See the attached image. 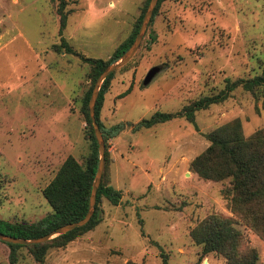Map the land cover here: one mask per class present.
<instances>
[{"label":"rangeland","instance_id":"rangeland-1","mask_svg":"<svg viewBox=\"0 0 264 264\" xmlns=\"http://www.w3.org/2000/svg\"><path fill=\"white\" fill-rule=\"evenodd\" d=\"M66 1L61 35L57 0H0V218L8 222L51 214L43 190L68 157L86 164L92 142L82 107L92 67L83 58L109 60L147 0ZM62 38L80 56L56 51ZM263 69L264 0L162 3L136 56L115 73L101 111L106 130L123 128L108 141V183L122 201L104 200L103 222L74 245L49 249L43 264H227L190 238L212 214L234 219L264 264V238L227 205L229 181H204L191 171L217 128L238 119L245 137L264 132L261 91L238 88L197 112L196 124L178 118L135 130L157 112L177 113L224 90L227 79H252ZM15 253L16 264H42L27 248ZM11 255L0 241V264H12Z\"/></svg>","mask_w":264,"mask_h":264},{"label":"trees","instance_id":"trees-1","mask_svg":"<svg viewBox=\"0 0 264 264\" xmlns=\"http://www.w3.org/2000/svg\"><path fill=\"white\" fill-rule=\"evenodd\" d=\"M57 1L61 15L60 33L62 35L68 20L67 1ZM150 1H146L142 14L134 23L130 35L116 48L109 60L83 58V61L92 67V86L82 107L87 123L86 134L92 142L91 153L86 164L82 165L73 156L68 157L55 178L43 190V196L53 210L51 214L35 223H12L0 218V233L24 240L39 239L62 226L80 222L88 214L90 197L100 162L99 146L89 112L90 98L98 78L105 69L119 61L133 46ZM165 1L167 0H160L151 24L158 14L161 4ZM156 41L157 37L152 36L151 43ZM54 48L56 51L66 48L69 53L80 56L64 38H62L61 44ZM114 76L115 73L104 82L96 106V120L106 144V167L92 220L85 227L61 235L44 244L21 246L5 243L12 250L10 257L12 264L17 263L15 251L21 248L29 249L34 259L43 264L49 249L64 248L77 238L95 230L103 222L101 206L104 200H108L113 206L120 205L123 197L122 192L108 183V141L120 134L123 128L114 126L108 131L101 121L105 96L111 87ZM238 88L253 94L261 91L264 99V69L260 76L252 79H227L224 90L218 94L201 97L177 113L157 112L151 118L142 120L135 130L150 129L178 118H185L190 123L196 124L197 112L227 101L231 93ZM206 138L210 145L206 151L191 162V171L204 181L217 183L228 180L229 186L223 190V194L229 209L264 238V132L258 131L251 137H245L242 122L237 119L210 132ZM235 223L236 221L232 218L212 214L190 231V238L197 246L202 247L204 255L220 254L226 259L227 264H258L257 250L244 245V237L235 228ZM127 264L140 263L128 262ZM163 264H168L167 259H164Z\"/></svg>","mask_w":264,"mask_h":264},{"label":"water","instance_id":"water-1","mask_svg":"<svg viewBox=\"0 0 264 264\" xmlns=\"http://www.w3.org/2000/svg\"><path fill=\"white\" fill-rule=\"evenodd\" d=\"M159 2L160 0L150 1L148 9L145 13L139 34L133 46L126 54L123 55V57L119 61L108 66L105 69V71L98 78L95 84L94 90L92 92L90 103H89V112H90V118L93 123L95 136H96L98 146H99L100 162H99L98 172H97L94 184H93V190H92V194L90 197V206H89L88 214L80 222L62 226L56 229L55 231H53L52 233H50L49 235L39 238V239L24 240V239L15 238V237L0 233L1 242L6 243V244H12V245H21V246H32V245L44 244L61 235L67 234L79 228H83L86 225H88L89 222L92 220L94 213H95L98 191L101 186L105 167H106V144H105L103 134L96 120V106H97L98 98L100 95V91L106 79L110 75L116 73L117 71L125 67L127 64H129L133 60V58L136 56V54L138 53L143 43V40L145 38V35L147 33V30L152 22L153 16L155 14V11H156V8L158 7ZM156 73H157V70H154L153 72H151V74L149 75L148 81L152 80L155 77Z\"/></svg>","mask_w":264,"mask_h":264},{"label":"crops","instance_id":"crops-1","mask_svg":"<svg viewBox=\"0 0 264 264\" xmlns=\"http://www.w3.org/2000/svg\"><path fill=\"white\" fill-rule=\"evenodd\" d=\"M92 232V231H91ZM76 243V241H74L71 245H74Z\"/></svg>","mask_w":264,"mask_h":264}]
</instances>
